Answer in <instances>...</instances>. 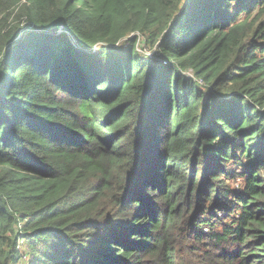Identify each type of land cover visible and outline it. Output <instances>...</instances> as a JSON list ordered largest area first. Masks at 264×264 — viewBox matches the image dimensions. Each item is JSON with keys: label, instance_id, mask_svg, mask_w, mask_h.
Wrapping results in <instances>:
<instances>
[{"label": "trees", "instance_id": "trees-1", "mask_svg": "<svg viewBox=\"0 0 264 264\" xmlns=\"http://www.w3.org/2000/svg\"><path fill=\"white\" fill-rule=\"evenodd\" d=\"M0 264H264V0H0Z\"/></svg>", "mask_w": 264, "mask_h": 264}, {"label": "rangeland", "instance_id": "rangeland-1", "mask_svg": "<svg viewBox=\"0 0 264 264\" xmlns=\"http://www.w3.org/2000/svg\"><path fill=\"white\" fill-rule=\"evenodd\" d=\"M135 36L137 38V43H136V50L140 53V54H143L145 56H147L149 59H153V60H156V59H159V56L157 54V52L159 51L155 46H151L150 45V42H148L146 40V37L145 35L141 34V33H135ZM110 39L109 37V34L105 37V39L103 41H97L95 43H93L92 45H90L86 50H88L90 48V51L91 52H94L95 50L99 49V51L102 53L103 50H105L107 47H108V41ZM70 44L71 46H73L74 48L76 49H80L81 48V45L80 43H78V41L73 38V37H70ZM195 47V46H194ZM192 47V48H194ZM83 48V47H82ZM191 48V49H192ZM197 48V47H195ZM194 50V49H193ZM194 53L191 51V53H189L188 51L186 53H182L181 54V59H180V64L177 68L180 76H189V74H191V68H190V65L188 66V62L190 61V57H192ZM183 56H185L184 58H182ZM199 85H201V82H199ZM137 90L135 89L134 91V95L136 94ZM131 95V94H130ZM128 96V98L130 99V101H132V96ZM92 106V109L93 110L97 105L96 104H90ZM99 113L98 110H95V114L94 115H97ZM101 114V113H99ZM93 147L89 144H84V147ZM132 147H127V149L125 150V153H129V151L131 150ZM98 149L95 150V152L97 153ZM95 153V154H96ZM86 170H90V169H86ZM87 176V175H86ZM84 176V177H86ZM52 179V178H51ZM56 179H59L58 180V185L61 187V189L63 190H69L71 188V185H72V182H73V186L80 183V180L79 178L78 179H75L74 181L73 180H70L68 183L60 180V178H56ZM103 181L107 182V183H110L111 184V179H109L108 177L106 179H104ZM98 182H94L92 184V186H97ZM232 185L233 186H236V183L235 182H232ZM18 204H21V202H18ZM6 206L10 209L9 210H12V206H13V201H11L10 199H6ZM14 210V209H13Z\"/></svg>", "mask_w": 264, "mask_h": 264}, {"label": "water", "instance_id": "water-1", "mask_svg": "<svg viewBox=\"0 0 264 264\" xmlns=\"http://www.w3.org/2000/svg\"><path fill=\"white\" fill-rule=\"evenodd\" d=\"M187 51H188V50H185L184 53H186ZM104 178H105V177H103V179H104Z\"/></svg>", "mask_w": 264, "mask_h": 264}, {"label": "flooded vegetation", "instance_id": "flooded-vegetation-1", "mask_svg": "<svg viewBox=\"0 0 264 264\" xmlns=\"http://www.w3.org/2000/svg\"><path fill=\"white\" fill-rule=\"evenodd\" d=\"M96 179H98V176L96 177Z\"/></svg>", "mask_w": 264, "mask_h": 264}]
</instances>
